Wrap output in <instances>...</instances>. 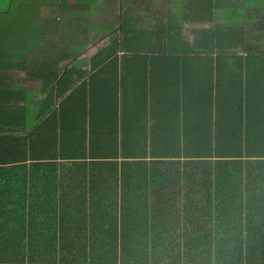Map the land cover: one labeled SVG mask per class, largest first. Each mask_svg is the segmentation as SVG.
Returning a JSON list of instances; mask_svg holds the SVG:
<instances>
[{
  "label": "trees",
  "instance_id": "16d2710c",
  "mask_svg": "<svg viewBox=\"0 0 264 264\" xmlns=\"http://www.w3.org/2000/svg\"><path fill=\"white\" fill-rule=\"evenodd\" d=\"M162 3L31 63L32 124L0 93V264H264V28L227 30L248 3Z\"/></svg>",
  "mask_w": 264,
  "mask_h": 264
},
{
  "label": "crops",
  "instance_id": "0c3cea01",
  "mask_svg": "<svg viewBox=\"0 0 264 264\" xmlns=\"http://www.w3.org/2000/svg\"><path fill=\"white\" fill-rule=\"evenodd\" d=\"M85 1V0H81ZM89 3L76 4L77 0H50L49 4H43L40 0L33 2L32 0H0V93L3 100H9L15 95L14 90L20 89L23 94L22 88L31 96L29 103L24 106L26 108V121L30 124L33 123V116H35V109L39 101L40 80L35 78L36 70L28 69L31 63H38L42 60L48 59L49 50L53 47L56 49V58L64 53H71L74 51L72 46L64 44V38L68 36L74 37V29L77 23L82 21L81 31L88 30L87 21L98 22L104 20L100 13L124 11L132 9L136 12H141L144 5V0H90ZM152 2L151 7L154 5L155 0ZM157 1V0H156ZM161 1V11L167 12L168 5L163 4ZM224 4H232L234 7L233 12L248 3L243 13V21L237 23L227 24V30L234 28L235 30L241 27H249L251 29L260 30L264 28V0H218ZM248 12L254 15L252 19H246ZM88 14L92 17L89 18ZM114 16V15H113ZM261 17V19H259ZM196 25L194 28L188 25V38L196 36V33L203 31L213 30V24H192ZM146 27V26H141ZM240 27V28H238ZM9 28L13 29L11 32ZM260 28V29H259ZM8 29V31H7ZM192 29V30H190ZM6 31L8 35L5 36ZM38 32L35 37L34 45L28 44V36L30 33ZM34 48V49H32ZM25 49L37 50L38 59L31 60L27 55L24 57L23 52ZM67 49V50H66ZM95 48L92 47L87 52V57H90ZM85 55H82L83 57ZM46 59V60H47ZM72 59L67 61H60L61 68L65 67ZM20 66L23 69L15 68ZM28 69L29 71L25 70ZM35 118V117H34ZM35 120V119H34Z\"/></svg>",
  "mask_w": 264,
  "mask_h": 264
},
{
  "label": "rangeland",
  "instance_id": "374dc122",
  "mask_svg": "<svg viewBox=\"0 0 264 264\" xmlns=\"http://www.w3.org/2000/svg\"><path fill=\"white\" fill-rule=\"evenodd\" d=\"M17 1V0H16ZM37 1H39V0H37ZM43 4H49L50 3V0H40ZM0 10H2V8L0 7ZM113 15H115L116 17L118 16V12H114V14ZM159 16V15H158ZM253 14H252V12H248V15H246V19H248V20H250V19H252L253 18ZM259 19H261V17L259 18ZM261 23L262 24H264V21H263V19H262V21H261ZM191 27H189V28H194V27H196V25H190ZM188 28V27H187ZM238 28H240V27H238ZM247 29V28H246ZM190 30H192V29H190ZM236 32L239 34V35H243V32L242 31H240L239 29H237L236 30ZM159 39L157 40V42H156V45H157V48L159 49V48H163L164 47V35H159ZM244 37L245 38H248L245 34H244ZM67 50V49H66Z\"/></svg>",
  "mask_w": 264,
  "mask_h": 264
}]
</instances>
